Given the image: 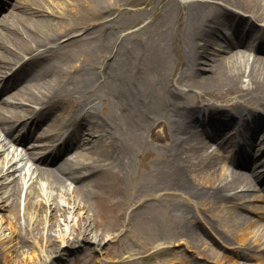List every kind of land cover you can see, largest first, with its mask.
I'll return each mask as SVG.
<instances>
[{
	"label": "bare ground",
	"instance_id": "6f19581e",
	"mask_svg": "<svg viewBox=\"0 0 264 264\" xmlns=\"http://www.w3.org/2000/svg\"><path fill=\"white\" fill-rule=\"evenodd\" d=\"M75 1L92 9L94 16L103 17L128 0ZM46 2L17 0L12 3L13 9L0 17V81L8 70L18 66L11 76L5 77L2 92V103L11 105L5 106V111L0 109V198L6 201L3 205L16 212L19 211L20 194L25 190L24 216L26 223L30 224L23 228L18 221L15 226H10L9 233L1 226L0 247L6 244L3 249L13 258L14 251L18 249L16 239L19 237L18 243L25 245L33 236L37 243L44 241L48 251L45 258L38 252L29 256L32 260L35 255L38 262H46L53 252L67 250L70 243L81 239H90L95 245H100L109 225L124 216L126 203L121 191L129 166L126 149L130 147L111 123L99 119L81 102L84 99L94 101L99 88L110 80L106 66L102 73H96L86 65L71 66L63 79L56 78V74L63 71L59 58L63 49L86 39L90 27L64 12L54 14L56 17L48 16L52 14L45 10ZM189 3L187 30L194 55L191 58L190 54L187 55L186 64L193 71V80L203 79L208 85L223 87L227 92H238V95L231 102L224 98V105L208 104L201 108L197 102L180 106L172 95L166 93L162 100L163 112H167L165 119H150L148 100L141 90L138 72H133L136 69L128 70L134 68L133 64L122 67L119 95L127 101V110L136 127L142 126L143 119L152 123L151 139L157 140L163 149L162 162L169 163V168L161 173L162 178L157 182L158 193L143 199L140 204L163 202L171 212L184 218L189 225L185 242L205 258L211 247H203L204 237L200 228L206 235L213 233L222 245L240 242L238 247L231 248L232 254L223 253L225 257L253 258L256 259L254 264H264V221L261 220L264 218V205L254 204L255 201H264L256 193V175L259 171L264 174V156H256L251 150L255 144L250 142L252 146L243 158L234 160V167L245 169L233 168L226 172L214 156L212 142L205 138L206 134L213 138L215 133L232 128L230 125L235 117L244 118L246 115H251L248 120L251 123L236 130L235 134L253 135L264 130V24L258 26L249 16L241 14V11L250 13V16L264 22V0ZM235 10H240V13ZM219 25L223 26L224 32ZM106 26L104 22L102 27ZM249 37L261 41H245ZM250 52H254L252 59ZM116 59L113 60L115 64ZM245 79L248 81L246 87L242 86ZM6 92L8 95L4 97ZM63 98L72 101L73 106L81 105L64 119L58 118V126L70 125L78 143L85 139L81 131L87 121L101 126L106 136L103 147L96 144L90 147L93 153L88 161L77 159L74 164L75 156H66L59 164L60 151L51 150L56 145L57 132L33 130L35 125L51 118L60 109ZM25 114H31L28 117V135H37L42 145L32 144L20 152L14 147L10 152L11 141H24L14 133L22 126L19 120ZM89 115L92 117L87 118ZM201 118L207 120V125L219 126L220 129L210 132L212 134L206 128L200 129ZM72 140L74 136L69 138V142ZM231 146L234 149L240 145L232 142ZM30 159L42 162V166L37 164L33 167L27 163L19 166L20 161ZM160 170L154 168L156 173ZM195 170L204 173V183L195 181L192 176ZM31 207L36 209L33 215L29 213ZM46 209L50 215L54 211L57 216H64V222L60 218L58 221L63 223V228L59 226L62 231L70 230L72 237L66 239L67 243L63 241L60 245L54 242L53 226L47 221L51 216L41 214ZM249 212L256 213L258 217L249 215ZM41 222L43 227L40 229ZM69 223L72 224L70 228ZM248 233L251 234L250 239L245 238ZM64 244L67 246L60 248ZM58 253L61 254L60 251ZM183 261L184 264H196L192 259Z\"/></svg>",
	"mask_w": 264,
	"mask_h": 264
},
{
	"label": "rangeland",
	"instance_id": "374dc122",
	"mask_svg": "<svg viewBox=\"0 0 264 264\" xmlns=\"http://www.w3.org/2000/svg\"><path fill=\"white\" fill-rule=\"evenodd\" d=\"M16 1L9 0L7 2L6 0L7 6L1 11V18L13 9L12 3ZM192 1L215 2L217 0H128L124 5L109 10L103 17L94 16L92 9L75 0H47L45 10L52 14H48V16L56 17L54 14L64 12L90 27L86 39L77 41L75 45L63 49L64 52L59 57L63 71L57 73L56 78L63 79V76L71 69L69 67L79 65L89 66V69L96 73H102L103 67L106 66L109 70L108 73L110 72L108 75L111 78L103 87L99 88L98 96H95L96 100L91 102L84 99L81 102L92 109L94 115L99 119L111 123L115 132L130 143V147L126 149V156L129 160L128 173L125 178V186L121 191L125 197L126 213L122 218L115 219L109 225L100 245H95V242L90 239H81L77 243H70L69 246L64 244L60 248L67 246V250L58 249L46 262L44 260L38 262L35 255L32 260L29 259V256L38 252L42 258H45V254L48 252L45 242L41 240L37 243L35 237L32 236L23 245L22 242L18 243V237L16 239L18 249L14 251L13 258L6 255L3 249L6 244L0 247V264H184L183 260H189L191 257H196L198 264L255 263L253 258H233L231 255L225 257L226 253L232 254L231 248L238 247L240 242L228 246L222 245L213 233L206 235L200 228L204 237L203 247H211L208 257H203L196 248L188 246L185 242V233L189 225L184 218L171 212L163 202L149 201L145 206L140 204L143 199H149L157 193V182L162 178L161 173L169 168V163L162 162L163 149L160 148L157 140L151 139L152 123L143 119L142 126L136 127L129 110H127V101L119 95L122 90V67L133 64L134 68L128 70L136 69L133 72H138L141 90L148 100L150 119H160V117L165 119L167 112H163L162 100L166 93L172 95L175 98L173 100L180 106L195 105V102L199 105H224L226 103L224 98H227L228 102L237 99L238 92H227L223 87L208 85L204 83L203 79L193 80V71L187 67V55L190 54V58L194 55L189 30H187V10L189 2ZM235 11L240 13V10ZM241 14L249 16L250 20L258 26L264 24L261 19L250 16V13L241 11ZM110 19L111 21H109ZM104 22L107 24L106 27H102ZM222 28L223 26H220L223 31ZM227 30L228 28H225V31ZM260 40H256L254 37L245 39L251 43H257ZM239 50H244V48ZM253 56L254 52H250L251 59ZM115 57H117L116 64L113 61ZM246 81L247 79L242 82V86H247ZM3 82L4 80L0 81V90ZM2 95L1 92L0 109L5 111L3 108L11 104L2 103ZM7 95L8 93L4 97ZM11 99L14 98L11 97ZM72 104V101L63 98L60 102V109L48 119L47 126L60 131L66 128L71 130L70 125L58 126L57 123L58 118L64 119L69 113L77 110L78 105H81L80 103L76 106ZM33 105L39 106L37 103ZM37 110L35 109V111ZM23 116L26 117L29 114ZM91 117L92 115L87 116V118ZM249 117L251 115H246L244 118L235 117L233 124L239 128L245 127L250 123ZM100 132L103 133L101 126H96L92 121L85 122L83 131H81V136H84L85 139L65 150L58 163L60 164L66 156L70 158L75 156L74 161L72 160L74 164L77 159L78 161H88L93 153V149L90 148L93 144L104 146L103 137L98 136ZM262 133L264 130L260 134ZM260 134H257L256 137L258 142L256 156L264 149V136ZM85 140L88 141L85 142ZM13 143L15 147L19 146V151L26 149L19 142L13 140L9 143L10 152L13 149ZM215 151L217 152L214 153V156L219 160L228 156L225 151ZM25 162L26 160L20 161L19 166ZM31 163H33V167L37 164L42 166L40 164L42 162L38 160H28V165ZM224 163L223 161L222 164ZM156 167L161 169L158 173L154 171ZM231 168V165L230 167L227 165L226 172H230ZM192 176L197 182L204 183L205 181L204 173L201 171L195 170L192 172ZM262 182L264 184V181ZM258 185L260 186L259 181ZM24 192L25 190L20 194L19 211L16 212H12L6 205H3L6 204V201L0 198V227L3 226L7 233L10 232V226H15L18 221L23 224V228L30 225L26 223L24 216L26 210ZM254 203L260 204V202ZM34 210L36 209L31 207L29 213L33 215ZM52 213L53 215H50V211L47 209L41 212L44 216H51V219L47 218V221L53 226V240L60 245L63 241L67 243L66 239L72 237L70 230L62 231L59 226L63 228V223L60 224L58 221V218L63 221L64 216H57L54 211ZM84 213V215L87 214V212ZM42 222L40 229L43 227ZM71 226L72 224L69 225V228ZM258 226L255 227V230L258 229ZM62 235L66 238H63ZM245 238L250 239L251 234L248 233ZM86 246L89 247L88 250L85 249ZM59 251L61 254L58 253ZM223 253L225 254L223 255Z\"/></svg>",
	"mask_w": 264,
	"mask_h": 264
}]
</instances>
